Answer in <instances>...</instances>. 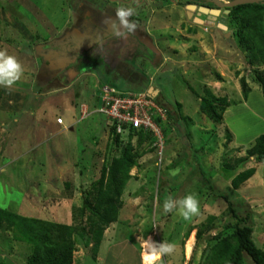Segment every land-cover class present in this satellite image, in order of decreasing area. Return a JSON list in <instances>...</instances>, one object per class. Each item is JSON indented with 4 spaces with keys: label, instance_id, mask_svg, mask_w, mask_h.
I'll list each match as a JSON object with an SVG mask.
<instances>
[{
    "label": "rangeland",
    "instance_id": "obj_1",
    "mask_svg": "<svg viewBox=\"0 0 264 264\" xmlns=\"http://www.w3.org/2000/svg\"><path fill=\"white\" fill-rule=\"evenodd\" d=\"M84 1L76 13L65 9L72 0H0V50L16 56L26 71L11 88L0 86V209L27 218L81 225L84 218L78 221L76 210L86 190L98 178L101 166L120 154L126 141V134H121L115 144L110 122L95 112L97 88L105 85L133 94L151 88L159 103L173 110L172 120L160 121V153L150 144L141 147L144 153L129 170L116 221L103 231L102 248L109 243H132L141 264L142 260L149 264L144 261L143 242L151 237L157 243L177 245L176 253L165 256L162 264H178L181 256L185 258L181 264H210L213 236L226 232L229 219L226 204L216 197L219 193L239 216L249 214L255 219L251 239L262 248L257 239L261 243L264 230V165L249 158L234 171L223 166L243 156L255 137L264 136V97L255 81V77L264 81V63L252 61L238 44L237 23L225 15L212 19V26L192 23L199 7L189 16L185 9L191 0H139L129 5ZM121 5L135 8L130 19L137 28L127 39L116 38L108 23L115 20ZM218 22L225 30L217 27ZM99 41L102 52L97 51ZM122 46V53L115 55ZM40 47L58 49L61 54L46 53ZM48 54L49 59L41 63L39 57ZM80 71L87 74L72 82ZM240 78L248 90L245 98ZM47 89L53 92L43 95ZM205 91L227 100L218 124L199 112V98L206 96ZM77 104L87 108L81 120ZM56 118L65 120L62 127L53 126ZM197 166L205 172L211 190ZM254 167L256 175L249 186L230 188L237 173ZM188 194L199 200L198 216L185 220L175 211L164 212L167 198ZM258 205H262L261 211ZM197 230H202L198 238ZM14 235L11 225L2 222L1 264H27L31 248L16 241ZM112 249L102 250L107 255L102 264H116L114 260L122 258L121 252ZM111 254H115L113 261ZM122 255L124 264H137L135 256ZM91 257L90 245H75L73 264H101ZM241 264L252 263L243 256Z\"/></svg>",
    "mask_w": 264,
    "mask_h": 264
},
{
    "label": "trees",
    "instance_id": "obj_2",
    "mask_svg": "<svg viewBox=\"0 0 264 264\" xmlns=\"http://www.w3.org/2000/svg\"><path fill=\"white\" fill-rule=\"evenodd\" d=\"M188 3L195 6L198 4V6L212 7L209 2L191 0ZM226 10L228 13L225 15V19L237 23L238 31L235 37L238 39V44L252 61L264 63V4L238 5ZM214 77L216 82L221 80L218 75ZM255 81L260 88L262 97H264V81L260 77H255ZM239 87L243 98H245L248 90L242 78L239 79ZM187 88L191 91L188 86ZM116 92L119 91L116 90ZM205 94V97L199 98V112L212 123L218 124L221 114L228 105L227 100L223 97H215L209 91H205ZM152 99L165 109L166 120H172L173 110L168 105L159 103L161 100H157L155 97ZM110 131L116 144L119 135L114 134L112 127H110ZM133 137H135L134 147L131 144ZM152 143L153 139L150 133H144L141 130L127 133L120 154L110 157L101 166L98 178L86 190L81 205L76 210L77 220L80 221L84 218L81 225L80 223L71 225L27 218L0 209V225L4 221L8 222L14 229L15 240L24 242L31 248L26 263L72 264L76 244L90 245V251L94 256L104 229L116 221L117 211L121 207L120 196L129 180V170L135 167L136 160L144 153L141 147L144 144L152 145ZM249 158H253L257 164L264 162L263 135L254 138L251 146L244 151L243 156L232 158L230 163H224V169L234 171ZM196 169L199 176L202 177V181L208 185L205 172L199 166ZM253 173V168L237 173L230 181V188L238 189ZM207 189L211 190V187L208 185ZM216 197L226 204L229 219L225 226L226 232L213 236L214 242L209 247L208 262L210 264H241L242 257L246 256L252 264H264V251L257 248L251 239L252 229L249 214L239 216L237 210L232 207L223 194L219 193ZM200 231L202 230L195 232L197 238L201 234ZM197 264L203 263L198 262Z\"/></svg>",
    "mask_w": 264,
    "mask_h": 264
},
{
    "label": "built area",
    "instance_id": "obj_3",
    "mask_svg": "<svg viewBox=\"0 0 264 264\" xmlns=\"http://www.w3.org/2000/svg\"><path fill=\"white\" fill-rule=\"evenodd\" d=\"M77 109L78 120H81L87 115V108L84 104H79ZM95 112L110 122L115 135H127L129 131L140 130L150 133L153 139L152 146L158 153L162 151L163 134L160 121L166 120V112L153 101L147 91L136 94L120 93L102 85L97 88ZM54 124L62 127V118H56Z\"/></svg>",
    "mask_w": 264,
    "mask_h": 264
},
{
    "label": "clouds",
    "instance_id": "obj_4",
    "mask_svg": "<svg viewBox=\"0 0 264 264\" xmlns=\"http://www.w3.org/2000/svg\"><path fill=\"white\" fill-rule=\"evenodd\" d=\"M133 4H138L139 0H132ZM135 14L134 7H125L121 5L116 9L115 20H110L109 27L112 34L116 38L127 39L129 35H133L136 31L137 25L130 19ZM101 47L97 49L98 52L103 51L102 41ZM24 68L20 61L14 55H9L6 50H0V86L11 88L23 75ZM165 213L176 212L185 220H190L194 216L200 214L199 200L196 196L188 194L180 199L167 198L163 204ZM145 250V260L152 264V262H161L165 256H173L177 251L175 243L163 241L157 243L148 237L143 242Z\"/></svg>",
    "mask_w": 264,
    "mask_h": 264
},
{
    "label": "crops",
    "instance_id": "obj_5",
    "mask_svg": "<svg viewBox=\"0 0 264 264\" xmlns=\"http://www.w3.org/2000/svg\"><path fill=\"white\" fill-rule=\"evenodd\" d=\"M71 1V0H70ZM112 2H121V3H124L125 5H129V4H132V2L130 1V0H108V3H112ZM84 3H85V1L84 0H72V4H68L67 5V7L65 8L66 9V11H69V10H76V13L80 10V9H82L83 7H84ZM126 3H128V4H126ZM104 5V4H103ZM79 15V14H78ZM82 21H85V20H82ZM79 23H80V19H79ZM84 34L86 33V31H84L83 32ZM111 45H112V42H111ZM125 46H127V43H125L124 44ZM4 48H5V46H4ZM46 48V47H45ZM44 47L43 48H39V49H41L40 51H46V53H52V54H61V52H60V50H58L57 49V51H54V49H51V51L49 50L48 51V48H46L45 49ZM123 49H124V46H122L121 48H118V50H117V52H115V55H117L118 54V52H121L122 53V51H123ZM53 50V51H52ZM45 53V54H46ZM49 59V54H48V57H46L45 55L44 56H42V57H39V60H40V62L41 63H43L46 59ZM24 59H26V58H24ZM46 67H48L49 68V66H47L46 65ZM23 68H24V74L26 73V71H25V66H23ZM89 73V72H88ZM93 73V72H92ZM91 73V74H92ZM23 74V75H24ZM37 74H38V72H37ZM44 74V73H43ZM43 74H41V75H43ZM45 74H47V75H52V74H50L49 72H47V73H45ZM87 73H83L82 71H80L75 77H74V79L72 80V82L73 81H76L77 80V78L78 77H80V76H82V75H86ZM22 75V76H23ZM41 75H39L40 77H41ZM95 78H96V80H97V82H99V79H98V77H97V74H95V73H93L92 74ZM96 91V90H95ZM94 91V92H95ZM50 92H53V91H50V90H43V95H46V93L49 95L50 94ZM93 96H94V93H93ZM91 99H93L92 97H91ZM94 101H96V94H95V96H94V99H93ZM78 105V104H77ZM228 109V108H227ZM226 109V110H227ZM65 122V120L63 119V123ZM53 126L54 127H58V126H55V124H53ZM60 128V127H59ZM63 130V129H62ZM246 163V162H245ZM261 165H264V162L261 164L260 163V166ZM255 168V167H254ZM256 175V168L254 169V173H253V175L248 179V180H246L243 184H245L246 186H249L251 183H250V180L254 177ZM260 202V201H259ZM261 202H263V204H264V199L263 200H261ZM260 206H262V205H260ZM259 205L257 206L258 207V209H259V207H260ZM256 208V207H255ZM254 208V209H255ZM262 208V207H261ZM255 210H257V208L255 209ZM260 210V209H259ZM259 210H257L256 211V213H258V212H260ZM250 224H251V229H252V232H251V238H252V234L254 235L255 233V230H254V227H253V224H255V219L253 218V217H250ZM260 233H262L263 234V236H259V238L260 237H262L261 239L263 240H261V243H260V240L259 239H257L258 241H259V244L262 246V248H259V249H261L262 251H264V230L262 231V232H260ZM256 246V245H255ZM257 247V246H256ZM106 248H108V251L109 250H111L112 248V250H117V251H119V254H120V252H121V259L120 260H114L115 258H114V255L115 254H111L110 255V260H114L115 262H116V264H124L125 263V257H124V255H122V253H124L125 252V255L127 256V257H130V256H135V258H136V260H137V264H141V261H140V259H139V256H138V253L136 252V248H135V245H133L132 243L130 244V243H125V242H123L122 244H114V243H109V244H107L106 245V247H104V248H102V243H100L99 244V246H98V249H97V252H96V254L94 255V256H92L91 258L95 261V262H99V263H101L102 264V262H104V260H106V257H107V255L106 254H104V256H103V254H102V250L104 251V250H106ZM258 248V247H257ZM118 253V252H117ZM142 255H143V253H142ZM185 254L183 253V256H184ZM186 257V256H185ZM142 258V257H141ZM185 258H183L182 256L180 257V260H179V263L178 264H181V263H183V260H184ZM72 264H73V260H72ZM142 264H143V260H142ZM173 264H174V262H173Z\"/></svg>",
    "mask_w": 264,
    "mask_h": 264
},
{
    "label": "water",
    "instance_id": "obj_6",
    "mask_svg": "<svg viewBox=\"0 0 264 264\" xmlns=\"http://www.w3.org/2000/svg\"><path fill=\"white\" fill-rule=\"evenodd\" d=\"M209 3L212 5V9H206L203 7H199L197 10L198 13H196L195 15V20L196 22L201 23L203 26H212L213 25V21L208 20V17H210L211 19L215 20L216 16L219 13V10H223L222 11V15H225L228 13V11L226 9H230L232 7L238 6V5H245V4H264V0H228L226 2H222L221 0H208ZM192 9H194L193 6H188V8L186 10H188V14L190 16V12L192 11ZM201 13V14H200ZM204 16H208V17H203ZM209 18V19H210ZM222 21V20H220ZM219 28H221L222 30H225V27L223 26V24L219 23L217 25ZM151 92V94H150ZM156 91L154 90L152 92L151 88L147 89V94L151 97L155 96Z\"/></svg>",
    "mask_w": 264,
    "mask_h": 264
},
{
    "label": "flooded vegetation",
    "instance_id": "obj_7",
    "mask_svg": "<svg viewBox=\"0 0 264 264\" xmlns=\"http://www.w3.org/2000/svg\"><path fill=\"white\" fill-rule=\"evenodd\" d=\"M190 6H193L194 7V9L192 10V12H194L195 13V10L198 8V7H203V8H208V9H212V7H206V6H198L197 5V7L195 6V5H190ZM186 10V9H185ZM222 9L221 10H219V13H218V15L216 16V19H215V21L216 20H219V17H220V15H222ZM201 14V13H200ZM226 15V14H225ZM223 16V15H222ZM196 20H195V16H193L192 17V20H191V22L193 23V22H195ZM220 22H218V24H219ZM217 24V25H218ZM214 25V24H213ZM200 26H202V24L200 25ZM218 27V26H217Z\"/></svg>",
    "mask_w": 264,
    "mask_h": 264
},
{
    "label": "bare ground",
    "instance_id": "obj_8",
    "mask_svg": "<svg viewBox=\"0 0 264 264\" xmlns=\"http://www.w3.org/2000/svg\"><path fill=\"white\" fill-rule=\"evenodd\" d=\"M210 17H208V20H211L212 21V19L210 18ZM191 244H192V241H190L189 243H188V245H187V247H186V249L188 250V252H189V250H190V247H191ZM145 255H146V253L144 254V259H145ZM146 263H148V261H146V260H144Z\"/></svg>",
    "mask_w": 264,
    "mask_h": 264
}]
</instances>
